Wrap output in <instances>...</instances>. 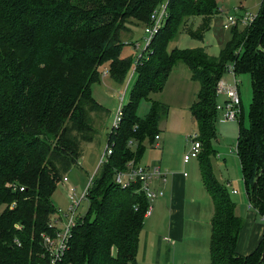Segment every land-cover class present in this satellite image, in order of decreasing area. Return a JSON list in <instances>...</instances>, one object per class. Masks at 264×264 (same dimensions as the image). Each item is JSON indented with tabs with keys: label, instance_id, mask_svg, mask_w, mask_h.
Here are the masks:
<instances>
[{
	"label": "trees",
	"instance_id": "16d2710c",
	"mask_svg": "<svg viewBox=\"0 0 264 264\" xmlns=\"http://www.w3.org/2000/svg\"><path fill=\"white\" fill-rule=\"evenodd\" d=\"M163 1L0 0V264L45 262L41 235L53 233L48 224L57 211L52 193L83 157V143L93 140L94 124L105 116L92 84L105 63L113 81H124L133 59L121 57V36L133 33L129 26L149 24L152 9ZM165 1L164 22L135 67L119 124L107 130L103 151L109 147L111 153L91 177L87 209L56 264H136L148 199L136 190L139 183L122 187L114 173L130 160L140 163L154 143L166 109L150 95L162 91L178 61L198 86L189 110L198 125L201 182L213 207L210 264H264V236L252 252L237 253L243 220L209 160L216 85L231 66L235 75L250 77L249 122L239 119L236 154L247 201L264 219V0L251 23L226 29L229 36L217 55L204 47L169 49L191 17L201 16L206 29L219 14L216 1ZM203 30L192 36L201 39ZM142 99L150 102L143 118L137 114Z\"/></svg>",
	"mask_w": 264,
	"mask_h": 264
},
{
	"label": "rangeland",
	"instance_id": "374dc122",
	"mask_svg": "<svg viewBox=\"0 0 264 264\" xmlns=\"http://www.w3.org/2000/svg\"><path fill=\"white\" fill-rule=\"evenodd\" d=\"M218 11L211 17L206 29L201 16L191 17L186 26L179 28L177 36L170 43L172 47L192 48L204 47L212 55H217L223 42L229 36V30L222 28V20L225 14L235 12V8L246 10L250 13H256L259 9L261 0H215ZM132 34L124 32L121 36L125 41L121 57L134 58L140 53L145 45V32L143 27L129 26ZM203 37L198 39L193 37V32H199L201 29ZM129 34V35H128ZM139 43V46L135 44ZM102 73L100 80L92 84V96L104 109V118H101L98 124H94L97 134L93 140L83 143V157L78 164L74 165L66 174L67 181L62 179L58 182L56 189L52 193V202L61 214L68 212L70 203L68 198L70 187H73L79 195L90 182L91 177L98 168L99 159L106 145L107 130L112 125L113 119L119 105L120 97L123 94L122 103H126L129 91L135 81V72L130 68L126 78L122 83L113 81L107 73V63L101 66ZM224 79L232 81L231 71H227ZM237 85L240 90L241 113L237 120L222 121L216 117L215 134L210 139L211 155L209 160L217 180L223 184L230 200L235 204L236 213L243 219L248 213L256 216V224L264 226V220L247 202L245 196V185L242 178L239 160L235 151L237 144L239 119L242 118L243 125L247 126L249 122V106L251 102V82L248 74L236 75ZM197 83L190 79L188 67L181 61H178L166 78L161 92L152 93L150 99L158 100L165 106V116L159 122L160 142L158 147L147 146L141 156V164H153L160 161L165 167L171 168L175 172H185L186 177V209L185 217L187 224L185 227V238L183 242L173 243L175 251H170L171 258L166 264H210L209 240H210V220L212 217V202L203 187L199 172V160L191 158L188 162L183 161V155L190 148V134L198 130V125L191 116L189 104L195 99ZM225 97L220 95L217 102L221 103ZM149 100L142 99L137 106V114L143 118L149 110ZM232 190H237L232 193ZM158 197L152 202L153 207ZM87 200L83 199L77 209L81 217L87 209ZM249 208V209H248ZM160 217H159V216ZM158 218V223L153 219ZM168 211L161 209L158 213L154 208L153 214L145 217L144 225L139 235V246L136 264H147L142 259L143 244L148 239L155 246L156 239H163L166 235L165 229L168 223ZM252 230L249 228L247 234L240 236L245 245L252 242ZM166 243V242H164ZM168 243H171L169 241ZM172 244V243H171Z\"/></svg>",
	"mask_w": 264,
	"mask_h": 264
},
{
	"label": "built area",
	"instance_id": "2783aa9c",
	"mask_svg": "<svg viewBox=\"0 0 264 264\" xmlns=\"http://www.w3.org/2000/svg\"><path fill=\"white\" fill-rule=\"evenodd\" d=\"M167 4L164 0L158 6L154 7L149 15L150 23L143 27L145 32V45L141 49L140 53L134 58L132 62V69L135 70L137 63L141 59V55L145 47L149 44L151 37L157 31V29L163 24L166 16ZM235 12L225 14L224 20H222L223 29H229L233 25L240 24L241 26L247 25L252 22L255 17V13H250L248 11L240 13L235 8ZM219 14H222L220 11ZM139 46V43L135 44ZM227 71H231L233 76L232 81H227L224 76L217 81L216 85V97L223 95L225 99L218 103L216 102L215 108L217 111V116L219 120L222 121H232L237 120L241 113V99L239 93V87L237 85L236 75L233 72V68L229 66ZM123 94L120 97L119 105L116 110L115 117L113 119L110 128H115L119 124L122 116V100ZM159 138V135L155 136V141ZM190 148L186 154L183 155V161L188 162L191 158H196L200 152V141L198 140V131H193L190 136ZM153 143V144H154ZM236 151V148H235ZM111 153V148L107 147L105 151L100 156L99 163L106 161L107 156ZM186 174V173H184ZM63 181H67V175L63 176ZM91 180V179H90ZM160 181L161 183H166L168 180V173L166 170L161 169L158 165H144L141 163H134L130 160L126 168L123 170H116L114 173V181L122 187H127L129 185L139 183L137 191H142L148 199V205L145 210V216L152 213L153 200L157 197H161L164 194L162 188H155L154 182ZM90 182L87 184L85 189L78 195L73 187H70L68 198L71 202L68 207V212L61 214L57 210L54 216L49 222L50 228H52L53 233L42 234V245L44 248V255L46 257L45 262L41 264H56L60 259L61 255L64 253L68 240L71 234V230L75 225L76 221L80 218L79 212H77L78 206L83 199H86L87 188ZM14 187V186H13ZM22 190L23 187H20ZM232 193H236V190H232Z\"/></svg>",
	"mask_w": 264,
	"mask_h": 264
},
{
	"label": "crops",
	"instance_id": "0c3cea01",
	"mask_svg": "<svg viewBox=\"0 0 264 264\" xmlns=\"http://www.w3.org/2000/svg\"><path fill=\"white\" fill-rule=\"evenodd\" d=\"M158 139H160V136ZM157 140L155 141L154 144L151 145V147L159 146L160 142ZM144 165H158L161 167V169L166 170L168 173V180L166 183H161L160 181L157 180L154 182L153 186L155 188H162L164 190V194L161 197H158V200L155 202V205L152 208V213L150 215L153 214L154 208L157 210V213L161 209L166 208L169 217H168L167 228L165 229L167 236H164L163 239L157 238L155 246L152 245V243H150V241L147 239L146 242L143 244L142 247L143 253L141 257L145 261V263L147 262V264H166V261H168L169 258H171L170 251L173 250L175 251L174 249L175 245H173V243L183 242L185 238V227L187 224V219L185 217V209H186L185 186H186L187 173L184 174L185 172H175L171 170V168L163 166L160 161H156L153 164H144ZM248 204L251 206L249 202ZM158 216L156 219H153V222L160 225V223H158V218L160 216L159 217ZM242 220H243V225L238 234L236 251L241 255H246L252 252L259 245L261 239L264 236V226L256 224L255 222L256 216L250 213L247 214L245 219L242 218ZM249 228H251L253 232L252 234L253 240L252 242L245 245L244 240L240 239V236L247 234ZM169 241H171L172 244L168 243Z\"/></svg>",
	"mask_w": 264,
	"mask_h": 264
},
{
	"label": "water",
	"instance_id": "95a60500",
	"mask_svg": "<svg viewBox=\"0 0 264 264\" xmlns=\"http://www.w3.org/2000/svg\"><path fill=\"white\" fill-rule=\"evenodd\" d=\"M264 255V247H263V251H262V256Z\"/></svg>",
	"mask_w": 264,
	"mask_h": 264
}]
</instances>
